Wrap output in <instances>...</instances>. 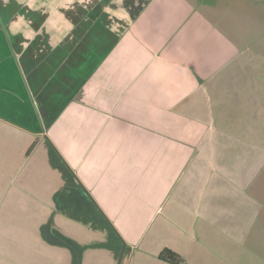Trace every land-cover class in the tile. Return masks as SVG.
Instances as JSON below:
<instances>
[{"label": "crops", "instance_id": "1", "mask_svg": "<svg viewBox=\"0 0 264 264\" xmlns=\"http://www.w3.org/2000/svg\"><path fill=\"white\" fill-rule=\"evenodd\" d=\"M200 13L191 0H0V230H60L35 190L48 167L85 185L57 209L96 243L111 230L113 263L167 264L170 249L204 264L207 237L244 242L264 209V86L204 72Z\"/></svg>", "mask_w": 264, "mask_h": 264}, {"label": "rangeland", "instance_id": "2", "mask_svg": "<svg viewBox=\"0 0 264 264\" xmlns=\"http://www.w3.org/2000/svg\"><path fill=\"white\" fill-rule=\"evenodd\" d=\"M191 1L199 6L204 22L201 29V39L207 52L204 72H209L208 69L211 72H231L228 81L235 87L253 83L256 78L264 86V0ZM210 52L214 59L208 56ZM216 52L220 53V57ZM218 79L225 81V77ZM263 100L264 95L261 94L260 101ZM241 114L246 115V111ZM51 154L49 157L52 158ZM49 157H45V162L50 160ZM37 180V197L51 201L48 207L52 208V213H46L47 224L51 219L52 222L56 220L61 231L56 229L50 235H41L30 226L31 230L24 235H11L8 234L10 231L0 230V264H118L113 263L110 245L106 247V244L115 245L119 240L111 230H107V236L102 238L103 244L96 243L94 235L89 239L86 234H74L77 229L80 231L79 223L82 222L79 218L77 228L70 221V209H57L60 200L66 203L74 202L76 196L84 197L85 185L67 171L49 170L48 167L45 178ZM53 186L55 194H52ZM261 186L263 188H259V182L255 184L252 194L264 196V180ZM92 208L89 214L95 220L98 213L93 204ZM95 231H98L97 227ZM206 244V256L202 259L204 264H264V209L253 221L243 243L231 245L224 238L207 237ZM210 251L215 256L211 257Z\"/></svg>", "mask_w": 264, "mask_h": 264}, {"label": "trees", "instance_id": "3", "mask_svg": "<svg viewBox=\"0 0 264 264\" xmlns=\"http://www.w3.org/2000/svg\"><path fill=\"white\" fill-rule=\"evenodd\" d=\"M159 259L167 264H186L179 254L170 249L163 250L159 255Z\"/></svg>", "mask_w": 264, "mask_h": 264}, {"label": "built area", "instance_id": "4", "mask_svg": "<svg viewBox=\"0 0 264 264\" xmlns=\"http://www.w3.org/2000/svg\"><path fill=\"white\" fill-rule=\"evenodd\" d=\"M124 264H134L132 261H127Z\"/></svg>", "mask_w": 264, "mask_h": 264}]
</instances>
